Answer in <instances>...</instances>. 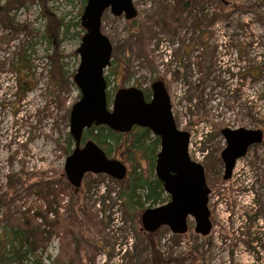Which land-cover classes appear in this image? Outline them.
Returning a JSON list of instances; mask_svg holds the SVG:
<instances>
[{
    "label": "rangeland",
    "instance_id": "obj_1",
    "mask_svg": "<svg viewBox=\"0 0 264 264\" xmlns=\"http://www.w3.org/2000/svg\"><path fill=\"white\" fill-rule=\"evenodd\" d=\"M45 1L69 23L59 47L63 78L57 69L50 75L38 0L14 13L16 29L0 23V232L20 229L8 251L30 250L7 264H114L116 255L117 264H150L148 239L163 257L192 251L196 264H264V0H133L134 18L109 9L101 16L112 44L103 71L107 102L119 87H149L153 73L164 82L177 127L190 134L189 156L205 166L209 236L195 233L191 218L183 234L166 226L144 233L139 208L131 218L117 198L119 185L105 174H86L77 190L68 183L69 110L80 97L71 74L85 4ZM23 53L27 74L16 68ZM19 82L30 86L24 95ZM224 127L263 133L226 181L219 160Z\"/></svg>",
    "mask_w": 264,
    "mask_h": 264
},
{
    "label": "water",
    "instance_id": "obj_2",
    "mask_svg": "<svg viewBox=\"0 0 264 264\" xmlns=\"http://www.w3.org/2000/svg\"><path fill=\"white\" fill-rule=\"evenodd\" d=\"M133 0H85L80 15L84 32L77 48L79 64L73 74L80 97L69 110V134L74 142L66 156L63 171L66 180L77 190L85 174H105L114 180L127 175V166L117 158L108 157L91 139L81 142L83 131L92 126L105 125L125 133L134 126L145 127L159 137L154 173L161 182L168 200L146 207L140 214L141 229L154 232L166 226L172 233L187 231V219L193 220L195 233L206 236L211 230L204 166L190 158V134L177 127L171 111L170 97L162 80L150 83L151 96L145 100L137 86L119 87L111 104L106 98V80L103 71L110 65L112 44L101 31V16L105 9L125 19L136 16ZM225 146L220 152L223 164L222 180L231 177L237 159L250 146L262 142L260 129L220 130Z\"/></svg>",
    "mask_w": 264,
    "mask_h": 264
},
{
    "label": "trees",
    "instance_id": "obj_3",
    "mask_svg": "<svg viewBox=\"0 0 264 264\" xmlns=\"http://www.w3.org/2000/svg\"><path fill=\"white\" fill-rule=\"evenodd\" d=\"M28 1L4 0L0 5V23L2 26L8 29H16L17 26L13 21V15L17 10L24 7ZM82 2L84 5L85 0H82ZM38 4L41 6L42 15L45 19L42 37L49 43L52 50V53L48 55L51 66L50 75H52V69L54 71L57 69L60 70L63 78L65 76L62 72L61 65L64 55L59 52V47L61 35L68 29L69 23L65 24L61 18L47 11L45 0H38ZM76 25L79 26L78 21ZM80 28L82 32L83 29L82 27ZM25 62L26 55L23 53L16 62L18 72L22 70L24 73H28L29 69L25 65ZM118 66L122 67L123 70L125 69L122 61L116 65V67ZM17 70L15 71L17 72ZM155 75L153 73V80L159 78ZM134 86L141 88L140 84L137 83ZM29 87L25 82H19L17 84V89H22L23 95ZM141 89L145 100L148 101L151 96L150 87ZM88 139L93 140L108 157H111L113 153H117L122 157V162L127 163V176L122 180H111L119 185L117 198L122 202L126 213L130 214L129 216L131 218L136 216V214H133L134 208L136 207L139 208L137 213H140L146 207L155 206L168 200V195L164 192L161 182L154 173L156 154L159 149V137L153 135L148 128L134 126L129 132L121 133L111 130L105 125L92 126L83 131L81 142ZM73 143L71 136L68 135L66 146L67 155L70 153V146ZM121 182L122 184H120ZM107 195L104 197L106 198ZM5 198V194H0V205L5 203ZM19 231L21 230L8 228L0 232V264H7L14 258L22 260L29 253V249L23 250V252H20L18 248H14L13 252L8 251L7 247H10L15 239L19 240L17 238ZM148 242L150 243V254L148 258L150 264H196L194 260L195 255L192 251L174 258L163 257L156 250L153 240L148 239ZM50 264H58V258L55 260L52 258Z\"/></svg>",
    "mask_w": 264,
    "mask_h": 264
},
{
    "label": "flooded vegetation",
    "instance_id": "obj_4",
    "mask_svg": "<svg viewBox=\"0 0 264 264\" xmlns=\"http://www.w3.org/2000/svg\"><path fill=\"white\" fill-rule=\"evenodd\" d=\"M263 134V133H262ZM219 160H221L220 159V155H219ZM222 162V161H221ZM204 169H205V166H204ZM227 180H229V179H227ZM211 191V190H210ZM209 194H210V192H209ZM208 201H209V199H208ZM210 215H211V212H210ZM211 225H212V221H211ZM212 227L213 226H211V229H212ZM210 232H211V230H210ZM210 232L206 235V236H209L210 235ZM144 233H146V232H144ZM146 234H148V233H146Z\"/></svg>",
    "mask_w": 264,
    "mask_h": 264
},
{
    "label": "bare ground",
    "instance_id": "obj_5",
    "mask_svg": "<svg viewBox=\"0 0 264 264\" xmlns=\"http://www.w3.org/2000/svg\"><path fill=\"white\" fill-rule=\"evenodd\" d=\"M238 167V160L236 161V164H235V168H237Z\"/></svg>",
    "mask_w": 264,
    "mask_h": 264
}]
</instances>
